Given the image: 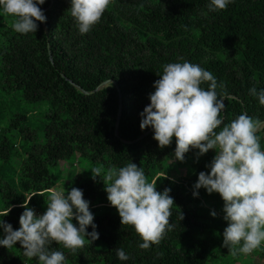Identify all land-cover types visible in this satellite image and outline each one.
<instances>
[{"label":"trees","instance_id":"trees-1","mask_svg":"<svg viewBox=\"0 0 264 264\" xmlns=\"http://www.w3.org/2000/svg\"><path fill=\"white\" fill-rule=\"evenodd\" d=\"M209 3L112 0L84 35L70 15V0L39 5L47 19L37 21L35 33L15 32L11 17L0 12V211L11 206L0 219L18 229L24 199L44 192L29 201L41 215L47 190L67 195L76 187L90 202L99 238L76 253L53 242L50 250L62 251L64 264H249L253 257L258 259L254 264L264 262V246L235 257L223 246L228 222L218 193L200 188L198 196L192 194L199 172H210L206 165L215 150L197 160L199 150L191 149L181 162L174 156L175 137L161 149L154 130L144 135L151 127L140 128L157 73L168 63L184 61L210 71L224 85L216 89L227 94L224 124L244 113L264 121V106L249 94L251 87L264 89V0H232L219 11H209ZM202 87L207 90V83ZM257 135L264 150V130ZM130 162L143 168L149 182L157 181L158 191L170 188L174 198L173 227L147 250L139 248L143 241L132 226H121L103 180H93L90 170ZM86 230L91 232V226ZM119 248L128 260L118 259ZM0 264H38V258L25 257L17 242L11 249L0 246Z\"/></svg>","mask_w":264,"mask_h":264},{"label":"clouds","instance_id":"clouds-1","mask_svg":"<svg viewBox=\"0 0 264 264\" xmlns=\"http://www.w3.org/2000/svg\"><path fill=\"white\" fill-rule=\"evenodd\" d=\"M46 0H0V12L11 17L10 27L17 33H35L37 21L46 23V15L39 5ZM70 15L74 18L81 35L88 33L99 23L112 0H70ZM232 0H210L209 11L227 8ZM160 78L154 81V92L149 94L150 103L140 113V128L151 127L153 138L163 149L175 137L174 156L183 162L185 154L198 149L197 160L209 150L215 156L206 165L210 172L201 171L193 185V196L199 189L208 194L218 193L223 200V219L228 222L223 231V246L233 257L249 255L264 246V150L261 137L264 121L247 114H240L224 124L221 112L225 108L224 96L216 89L224 88L208 70L188 61L168 63L163 66ZM207 83V90L202 87ZM264 106V89H249ZM223 124L220 131H216ZM93 180L99 176L104 183L107 200L120 216L121 226L130 225L143 241L139 248L149 249L158 245L173 225L170 223L174 198L171 189L158 191L157 181L149 182L143 168L130 162L123 167L90 169ZM103 176L101 177V174ZM167 178V176H164ZM37 192L24 199L20 205L24 211L19 217L18 229L0 219L3 238L0 246L13 248L19 242L28 259L38 258V264H64V253L50 250L55 242L76 253L86 243L99 238L90 211V202L83 197V190L72 187L64 191L47 190V209L37 215L29 201ZM11 206L0 211L7 216ZM213 217L216 211L210 213ZM184 218L180 213V220ZM78 221V226L73 223ZM91 226L92 231L86 229ZM90 237V239H89ZM87 238V239H86ZM118 259L126 261L129 256L122 248L116 250Z\"/></svg>","mask_w":264,"mask_h":264},{"label":"water","instance_id":"water-1","mask_svg":"<svg viewBox=\"0 0 264 264\" xmlns=\"http://www.w3.org/2000/svg\"><path fill=\"white\" fill-rule=\"evenodd\" d=\"M50 55V59L52 60L51 57V53H49ZM108 82H110V80L104 81L102 82L99 86L96 87V90H98L99 88H101L102 86H104L105 84H107ZM85 93H88L86 91H84ZM120 114H121V98L119 96V106H118V113H117V119H116V125H115V134H117V130H118V123H119V118H120ZM245 114V113H244ZM153 129L151 128L149 131H147L144 135L148 134L150 131H152ZM143 136V135H142ZM141 136V137H142Z\"/></svg>","mask_w":264,"mask_h":264},{"label":"rangeland","instance_id":"rangeland-1","mask_svg":"<svg viewBox=\"0 0 264 264\" xmlns=\"http://www.w3.org/2000/svg\"><path fill=\"white\" fill-rule=\"evenodd\" d=\"M218 195L215 194L211 197L210 199V206L214 208L215 206V199H218L219 197H217ZM256 261H258L257 257H253V260L249 263V264H254L257 263ZM235 264H239V263H235ZM259 264V263H258ZM260 264H264V262H261Z\"/></svg>","mask_w":264,"mask_h":264}]
</instances>
